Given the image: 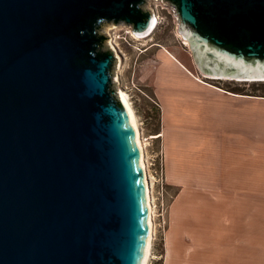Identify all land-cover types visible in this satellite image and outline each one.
<instances>
[{
	"label": "water",
	"instance_id": "obj_1",
	"mask_svg": "<svg viewBox=\"0 0 264 264\" xmlns=\"http://www.w3.org/2000/svg\"><path fill=\"white\" fill-rule=\"evenodd\" d=\"M148 1L0 0V264H142L148 193L102 29L147 34ZM161 1L201 74L264 79V0Z\"/></svg>",
	"mask_w": 264,
	"mask_h": 264
},
{
	"label": "crops",
	"instance_id": "obj_2",
	"mask_svg": "<svg viewBox=\"0 0 264 264\" xmlns=\"http://www.w3.org/2000/svg\"><path fill=\"white\" fill-rule=\"evenodd\" d=\"M158 58L157 135L166 183L181 188L166 213L160 264H264V98L188 71L170 81L163 69L172 59Z\"/></svg>",
	"mask_w": 264,
	"mask_h": 264
},
{
	"label": "rangeland",
	"instance_id": "obj_3",
	"mask_svg": "<svg viewBox=\"0 0 264 264\" xmlns=\"http://www.w3.org/2000/svg\"><path fill=\"white\" fill-rule=\"evenodd\" d=\"M147 9H152L157 18V26L152 34L135 37L128 27L106 25L102 34L107 37L118 54L113 79H117L114 90L122 91L134 112L143 145L145 168L151 187L153 213V239L149 264H160L161 237L166 224V213L178 185L166 183L164 155L158 139L160 130V106L154 97V80L159 55H167L173 61L164 67L170 81H183L186 71L191 79L228 91L244 94L264 95V82H237L228 78L210 79L196 67L188 43L177 33L174 9L167 3L150 0ZM159 64V65H158ZM187 69V70H186ZM227 79V80H226ZM197 80V81H198Z\"/></svg>",
	"mask_w": 264,
	"mask_h": 264
},
{
	"label": "bare ground",
	"instance_id": "obj_4",
	"mask_svg": "<svg viewBox=\"0 0 264 264\" xmlns=\"http://www.w3.org/2000/svg\"><path fill=\"white\" fill-rule=\"evenodd\" d=\"M157 26V18H156V15L153 14L152 15V25H151V28L149 30V32L145 35H135L133 34V36L135 37H145L147 35H150L153 33V31L155 30ZM106 48L111 50L113 52V55L116 59H118V54L117 52L114 50V48L112 47L111 43L109 41L106 42L105 44ZM117 63V62H116ZM115 63V65H116ZM115 69V67H114ZM207 78H210V79H219L217 77H210V76H207ZM227 80V79H226ZM233 81H237V82H252V81H259V82H264V79H261V78H258V79H231ZM116 81L117 79L115 78L114 80H112V84L116 85ZM114 85V86H115ZM116 93L117 95L119 96L120 100L122 101V103L124 104L125 108L127 109L128 113H129V116H130V120H131V124H132V127L134 129V132H135V135H136V140H137V145H138V150H139V153H140V158H141V162H142V169L144 171V177H145V186L147 188V193H148V209H149V214H150V223H149V230H148V240H147V245H146V251H145V254H144V258H143V262L142 264H149V261L151 259V242H152V239H153V224H152V209H153V205H152V198H151V187H150V183L148 182V178H147V173H146V168H145V159H144V151H143V145H142V141H141V138H140V132H139V129H138V123H137V120H136V117L134 115V112L127 100V97L126 95L120 91V90H116Z\"/></svg>",
	"mask_w": 264,
	"mask_h": 264
},
{
	"label": "trees",
	"instance_id": "obj_5",
	"mask_svg": "<svg viewBox=\"0 0 264 264\" xmlns=\"http://www.w3.org/2000/svg\"><path fill=\"white\" fill-rule=\"evenodd\" d=\"M225 91L230 92V93H233V94H237V95H248V96H253V97H262V98H264V95H257L256 96V95L244 94L241 91H237V90L236 91H228V90H225Z\"/></svg>",
	"mask_w": 264,
	"mask_h": 264
},
{
	"label": "built area",
	"instance_id": "obj_6",
	"mask_svg": "<svg viewBox=\"0 0 264 264\" xmlns=\"http://www.w3.org/2000/svg\"><path fill=\"white\" fill-rule=\"evenodd\" d=\"M150 1V0H149ZM154 1H160L161 3H166V2H162L161 0H154ZM149 10V12L153 15L154 14V12H153V10L152 9H148ZM154 207V206H153ZM151 220L153 221V219L151 218Z\"/></svg>",
	"mask_w": 264,
	"mask_h": 264
}]
</instances>
